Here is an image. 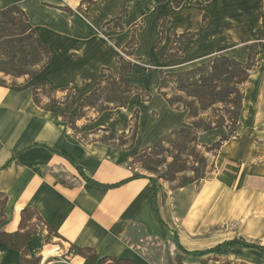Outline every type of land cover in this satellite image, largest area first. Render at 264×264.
Wrapping results in <instances>:
<instances>
[{"label": "crops", "instance_id": "obj_1", "mask_svg": "<svg viewBox=\"0 0 264 264\" xmlns=\"http://www.w3.org/2000/svg\"><path fill=\"white\" fill-rule=\"evenodd\" d=\"M195 1L202 0H183L174 8L171 0H95L86 8L81 0H0V10L12 4L21 8L51 51L34 76L4 77L8 84L0 85V193L6 197L0 231L21 230V214L29 208L42 220L30 221L37 229L25 243L26 259L38 258L37 264H99L105 258L210 264L207 258L218 254L233 263L264 264L261 252L239 245L197 259L176 245L205 250L242 238L264 246V0H209L201 6ZM122 9L121 28L105 27ZM189 32L196 36L182 45L180 55L166 59L172 34ZM132 38L136 46L127 82L150 98L133 94L125 108L110 105L97 113L86 107L81 116L82 99L106 76L103 70L119 68ZM253 45L257 50L236 131L229 136L219 127L198 134L200 146L226 137L211 156L208 177L179 187L158 181L155 206L162 223L149 179L114 188L84 180L77 166L105 185L135 173L150 177L132 168L130 149L152 146L172 128L188 126L186 112L170 108L158 94L159 71L185 70L218 55L244 63ZM144 50L156 54L154 60L143 61ZM150 74L155 85L149 93L142 81ZM39 83L53 93L38 95L36 103L32 89ZM135 113L134 138L114 144L117 136L128 137ZM153 245H158L154 254ZM73 248L89 249L93 262ZM0 264H23L21 253L0 242Z\"/></svg>", "mask_w": 264, "mask_h": 264}, {"label": "trees", "instance_id": "obj_2", "mask_svg": "<svg viewBox=\"0 0 264 264\" xmlns=\"http://www.w3.org/2000/svg\"><path fill=\"white\" fill-rule=\"evenodd\" d=\"M164 2L166 0H159ZM207 2L209 0H202ZM202 1H195L197 6L202 5ZM95 0H81L80 5L88 8ZM174 8H179L183 0H171ZM125 16V10L122 9L119 15L105 23V27L121 28L120 21ZM207 22V15H202V24ZM162 32V29H161ZM173 41L166 55V59L171 57H178L181 52L183 44L196 36V33H183L177 35L172 34ZM136 46L135 40L132 38L126 44L123 55L119 57V68L117 70H103L106 76L99 80L97 87L87 96H85L80 103V115H83V110L86 107L94 108L97 113L112 108H125L129 98L133 94L140 93L143 100L150 98L149 94L142 91L138 87L127 82L131 70V55L134 47ZM51 51L39 40L35 34L34 29L30 25L28 18L24 11L17 5H9L0 10V74L3 77H11L12 79L19 77H32L34 76L50 59ZM129 57V58H126ZM252 61L250 54L246 62L242 63L233 58L225 55H218L207 59L191 68L176 71V72H162L159 71V85L157 88L168 106L175 110H183L186 112V120L188 126H176L169 132L162 135L152 146L138 150L137 148L130 149L131 158L138 155L150 153L152 155H160L165 152V145H170L173 139L178 141L175 146V154L171 156V162L166 163L165 159L158 162L146 163L143 167L148 172H154L155 167L159 164H165V168L169 173L179 174L190 171L195 174L198 168L192 166L187 168L188 155L185 153L189 145H192V153L195 155L196 165H200L203 174L211 172V167H208L207 154H213L217 151L221 142L226 140L222 137L218 142L211 146H200L197 143L199 133L207 132L219 127H224L228 131V135H232L237 128L239 118L241 115L242 101H243V88L248 81L251 71ZM0 85H7L3 78H0ZM171 90V95L166 93V90ZM53 91L46 86L45 83H39L32 89L33 100L38 103V95L51 94ZM103 95H106L103 98ZM69 95L64 98L67 99ZM97 102L101 105L97 107ZM137 127V113L132 118L131 136L134 138L135 130ZM115 139L109 136L108 141ZM196 149H201L198 151ZM148 155V154H147ZM214 155V154H213ZM181 158H183L181 160ZM181 160V164L178 162ZM10 160L4 165L6 167ZM209 171H206V168ZM79 173L84 180L94 186L114 188L127 181L147 178L151 182L153 190V202L157 219L162 223L158 216L155 206V194L158 187L159 179L171 181L169 178L162 176L145 177L138 173L127 180L117 184L105 185L100 184L88 177H86L81 169L77 166ZM205 177L195 176L190 183L199 181ZM6 203V197L0 193V224L4 219L3 207ZM34 219L41 222V218L32 209L23 210L21 214V230L13 233H5L0 231V242L6 247L19 251L21 253V262L23 264H37L38 258L31 257L26 259L25 243L30 240L31 236L36 233V224L30 223ZM23 230V231H22ZM177 247L182 254L193 259L202 256L219 253L227 246L239 245L244 248L258 250L264 255V246L249 243L242 238H235L229 241L221 242L211 248L205 250H184L176 242ZM74 252L81 255H86L92 263L94 255L90 254L89 249L80 250L73 248ZM90 254V255H89ZM110 261L112 264H135L129 260L120 259H102L99 264H104Z\"/></svg>", "mask_w": 264, "mask_h": 264}, {"label": "rangeland", "instance_id": "obj_3", "mask_svg": "<svg viewBox=\"0 0 264 264\" xmlns=\"http://www.w3.org/2000/svg\"><path fill=\"white\" fill-rule=\"evenodd\" d=\"M256 45H253V47L249 50V54H250V57H251V60L252 62L254 61V58H255V55H256ZM156 54H151V53H148L146 52V50H144L143 52V56H142V59L143 61H150V60H154ZM131 59H133L131 57ZM252 64V63H251ZM0 78H3L5 80V78L2 76V74H0ZM11 78V77H9ZM12 79V78H11ZM6 81V80H5ZM6 83L8 84V82L6 81ZM142 83L145 85L144 89L147 90L149 93L150 91L152 90V88L154 87L155 85V75L154 74H150L148 77H145L142 81ZM143 88V87H142ZM147 93V92H146ZM166 93L168 95H171V90L170 88L166 90ZM139 95H141L140 93H137ZM106 95H103V98H105ZM142 97V96H141ZM143 99V98H142ZM101 105L100 102H97V107H99ZM143 112H144V109H143ZM132 127V125H131ZM127 138L124 139V136L122 135H119L117 136V142L114 143V144H117V145H121L123 143H127L128 140H132L133 137L131 136V132L129 134H127ZM108 138L109 136H103L102 139H104L105 141H108ZM112 142V141H110ZM178 144V141L175 140V138L173 139V142L170 144V145H165V152L161 153L160 155H152L150 153H146L145 156L144 155H138L137 157L131 159V166L133 169L136 170V172H142V173H145V174H148L150 176H162L163 178H169L171 179V181H167L169 183H172L173 187H179V186H185V185H188L190 184V181L196 176H201L202 174V177H208L209 176V173L208 174H203V171H202V168L200 167V165H196L194 164L196 159H195V155L194 153H192V145H189L188 146V149L187 151L185 152L189 157H188V163L186 164V167L187 168H191L192 166H195L196 168H198V172L193 174L190 169H187L188 171L186 172H183V173H179V174H172V173H169L167 171V169L165 168V164L171 162V156L175 154V146L174 145H177ZM197 152L198 151H201V149H196ZM148 154V155H147ZM215 154V153H213ZM213 154H207V159H208V167H213V164L211 165V156ZM165 159L166 163L165 164H159L155 167V171L154 172H148L146 171L143 167H145L146 163H149V162H158V161H161ZM183 158H181L182 160ZM181 160H178V162L181 164ZM206 168V171H209L208 169L209 168ZM160 181H165L163 179H159ZM158 247V245H153V252L152 254H154V252H156V248ZM155 248V249H154ZM167 249V248H166ZM174 252V251H173ZM173 252L170 250L168 251V253L172 256ZM207 263L209 262L210 264H238V263H233V262H230L229 259L224 256V255H211L209 258H207Z\"/></svg>", "mask_w": 264, "mask_h": 264}]
</instances>
